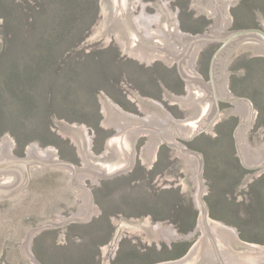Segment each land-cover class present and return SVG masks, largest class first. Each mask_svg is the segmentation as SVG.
I'll return each mask as SVG.
<instances>
[{"label":"rangeland","instance_id":"1","mask_svg":"<svg viewBox=\"0 0 264 264\" xmlns=\"http://www.w3.org/2000/svg\"><path fill=\"white\" fill-rule=\"evenodd\" d=\"M138 0L141 14L145 3ZM181 8L183 34L199 35L214 26L213 14L201 10L202 0H173ZM162 0H153L146 14H158ZM231 31L264 28V0L229 4ZM104 0H0V152L13 135L15 155L55 145L58 158L84 165L79 141L59 131L86 126L93 151L107 154L116 127H104L103 96L117 108L147 117L161 101L174 119H190V107L167 100L188 94V81L165 60L151 62L123 51L119 36L107 41ZM223 42V41H222ZM222 42L201 49L197 74L210 82V61ZM232 92L256 102L258 113L251 135L253 146L264 145V52L243 47L229 61ZM214 131L186 148L206 153L204 177L210 219L242 231L246 245L264 244V172L241 164L236 130L244 115L233 116L231 101H220ZM137 138L136 164L127 175L86 178L100 208L98 218L72 222L67 228L37 232L33 251L43 264H155L190 256V238L147 241L141 222L163 220L180 232L197 228L199 214L187 155L160 141L157 155L147 151L148 137ZM5 176L0 175V180ZM34 179L24 192L0 194V264H32L25 239L31 227L57 222L56 216L81 214L72 169L32 166ZM238 224L241 227H238Z\"/></svg>","mask_w":264,"mask_h":264},{"label":"water","instance_id":"2","mask_svg":"<svg viewBox=\"0 0 264 264\" xmlns=\"http://www.w3.org/2000/svg\"><path fill=\"white\" fill-rule=\"evenodd\" d=\"M239 0H202L201 10L213 14L214 26L199 35L183 34L179 13L172 10L173 0H162L164 8L158 14H146L145 3L141 14L138 0H104L105 22L110 30L108 40L119 36L124 53L151 62L165 60L174 66L178 58L180 74L188 81V94L173 93L167 100L190 107V119H174L159 100L144 97V101L161 104L152 111L151 105H141L147 117L117 108L116 102L103 96L104 127H116L118 134L108 139L107 154L93 151L94 134L86 126L75 125L76 131H59L73 135L79 141L84 165L58 158L55 145L40 151L32 144L29 154L15 155L13 135L3 142L0 152V194L16 195L24 192L32 179L34 164L72 169L74 173L81 214L56 216L57 222L31 227L25 239L32 264H43L33 251L37 232L43 228H67L72 222L98 218L101 208L86 180L100 183V178L124 174L136 164L137 138L148 137L147 151L141 155H157L160 141L178 149V155H187L199 214L198 227L180 232L175 224L163 228V220L154 223L152 217L141 222L147 230V241H171L190 238L194 248L189 255L155 264H264V244L246 245L242 231L220 219H210L206 192H211L204 177L206 153L186 148L177 135L193 140L205 131H214L221 113L220 101L233 102V116L244 115L236 130L241 164L264 172V145L250 143L258 108L247 96L233 94L229 61L243 53V47L264 52V28L249 27L231 31L233 13L229 4ZM223 41V42H222ZM222 44L210 61V82L197 74L200 50Z\"/></svg>","mask_w":264,"mask_h":264},{"label":"trees","instance_id":"3","mask_svg":"<svg viewBox=\"0 0 264 264\" xmlns=\"http://www.w3.org/2000/svg\"><path fill=\"white\" fill-rule=\"evenodd\" d=\"M238 227H241V225H240V224H238Z\"/></svg>","mask_w":264,"mask_h":264}]
</instances>
